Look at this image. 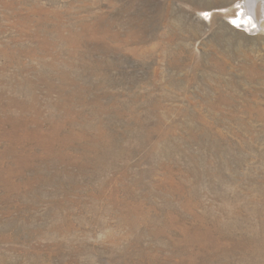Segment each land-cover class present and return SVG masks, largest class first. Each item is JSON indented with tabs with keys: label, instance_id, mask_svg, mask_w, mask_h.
<instances>
[{
	"label": "rangeland",
	"instance_id": "obj_1",
	"mask_svg": "<svg viewBox=\"0 0 264 264\" xmlns=\"http://www.w3.org/2000/svg\"><path fill=\"white\" fill-rule=\"evenodd\" d=\"M241 3L0 0V264H264Z\"/></svg>",
	"mask_w": 264,
	"mask_h": 264
},
{
	"label": "bare ground",
	"instance_id": "obj_2",
	"mask_svg": "<svg viewBox=\"0 0 264 264\" xmlns=\"http://www.w3.org/2000/svg\"><path fill=\"white\" fill-rule=\"evenodd\" d=\"M232 19L250 31L264 29V0H242L239 12Z\"/></svg>",
	"mask_w": 264,
	"mask_h": 264
}]
</instances>
